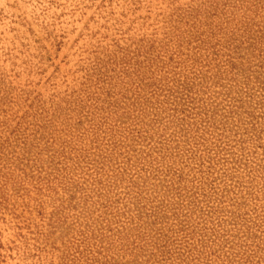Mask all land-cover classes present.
<instances>
[{
    "label": "rangeland",
    "instance_id": "374dc122",
    "mask_svg": "<svg viewBox=\"0 0 264 264\" xmlns=\"http://www.w3.org/2000/svg\"><path fill=\"white\" fill-rule=\"evenodd\" d=\"M0 264H264V0H0Z\"/></svg>",
    "mask_w": 264,
    "mask_h": 264
}]
</instances>
